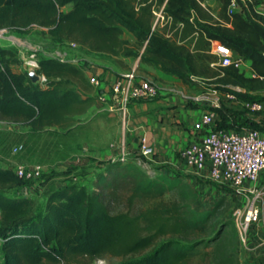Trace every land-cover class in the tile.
Instances as JSON below:
<instances>
[{"label": "trees", "instance_id": "trees-1", "mask_svg": "<svg viewBox=\"0 0 264 264\" xmlns=\"http://www.w3.org/2000/svg\"><path fill=\"white\" fill-rule=\"evenodd\" d=\"M205 1L0 0V29L44 27L57 44L138 58L190 89L230 93L237 109L228 114L214 107L220 116L215 126L240 130L237 119L255 124L248 115L260 110L246 104L264 92V15L256 11L261 0H215L213 8ZM163 3L170 19L153 27L152 7ZM124 30L133 43L122 37ZM212 43L247 61L250 70L219 65ZM18 61L11 49L0 47V120L27 126L15 134L20 148L14 155L30 164L71 160L84 142H92L96 118L108 113L97 109L77 63L39 58L36 73L46 78L39 84L28 71L11 69ZM59 175L54 169L43 174L46 201L38 211L33 198L3 193L22 179L0 166V264H92L106 258H120L119 264H241L237 225L218 212L223 196L196 209L201 195L185 175L150 174L135 151L126 161L102 163L91 185L58 187Z\"/></svg>", "mask_w": 264, "mask_h": 264}, {"label": "built area", "instance_id": "built-area-1", "mask_svg": "<svg viewBox=\"0 0 264 264\" xmlns=\"http://www.w3.org/2000/svg\"><path fill=\"white\" fill-rule=\"evenodd\" d=\"M164 3L152 7L153 27H161L170 18L163 11ZM7 31L0 29V38ZM169 35V34H167ZM72 48H77L75 42L68 43ZM210 52L219 57V65H233L241 69L243 60L234 57L232 52L223 45L212 43ZM59 59L66 60L64 56ZM28 65L36 71L38 60L29 59ZM213 65V64H212ZM39 75V82L45 81V76ZM88 82L95 92L97 109L106 111L109 115L118 116L122 125L126 124L128 107L133 102L157 99L166 92L152 78L140 75L135 69H129L114 76L108 81L101 74H91ZM227 97H233L227 93ZM251 110L260 109L257 102L246 104ZM216 102L214 107H218ZM214 110L203 113L194 123L193 128L202 131L201 137L183 146L179 156L185 164L196 170L207 168L209 178L219 184H227L232 188L241 190L244 200L243 210L237 220L240 229H246L249 224L257 222L264 210V183L259 184V174L264 170V137L254 128L245 130H227L225 128H214ZM20 146L13 147L15 153ZM111 150L110 160L126 161L132 154L128 148L125 136L109 143ZM155 147L145 136L139 138L137 149L138 162L146 167L147 158L154 153ZM68 161L57 162L52 165L16 163L12 170L22 180L42 179L44 173L55 169L56 166Z\"/></svg>", "mask_w": 264, "mask_h": 264}, {"label": "crops", "instance_id": "crops-1", "mask_svg": "<svg viewBox=\"0 0 264 264\" xmlns=\"http://www.w3.org/2000/svg\"><path fill=\"white\" fill-rule=\"evenodd\" d=\"M204 4L213 8L215 6V0H206ZM256 11L264 15V0H261L256 7ZM122 37L130 43L134 42L133 35L126 30L123 31ZM109 56L114 61L113 64L103 63L101 65L104 67H92L87 72L83 70L85 76L88 78L93 73L101 74L108 81H111L115 75L129 69H135L140 75L149 78L155 77L161 79V81L164 80L165 75H167L157 67L139 64L138 58H135L132 63H130L128 60L129 57L120 55ZM241 69L249 71V63L243 61V67ZM179 86L180 87L167 85L161 86L166 92H162L159 98L132 103L130 107L132 113L135 112V114L133 113L128 119L130 124L127 133L128 137L126 134H123L124 132L122 133V136H125L127 146L132 151L137 149V144L141 136H145L154 144V153L146 160V169L148 172H152L153 174L179 173L187 176V179L192 183L196 178H201L203 180L206 179L213 182L208 176V170L206 167L196 170L187 166L184 160L179 156V151L183 146L190 144L201 137L202 131L195 130L193 128V123L203 113L209 110H214V104L218 102L222 111L223 109H226L229 114V112L237 109L238 100L235 99L234 96L227 97V93H217L207 90L194 91L182 82ZM231 87L234 90H241L236 86ZM186 89L188 90V93ZM256 100H258L257 103L260 104V113L258 115H248L255 124L251 125L248 122H244V118H240V122H243L244 126L240 131L249 129L247 127L251 126L257 127L256 129L259 131V134L264 137V92L260 93ZM217 119H220V116L215 112L212 123L214 128L217 126L215 124V120ZM224 128L227 130H233L230 127ZM105 154V158L109 159L111 150L108 148ZM100 165L102 166V164ZM258 183H264V170L259 174ZM219 188L220 189L217 190L224 193L222 187L220 186ZM233 189L243 197L241 190L236 188ZM238 194H234V196L237 197ZM212 201L213 199L209 202L211 203ZM240 213L239 209L234 212V215H237L233 218L236 225ZM237 228L239 232V241L236 248L238 261L241 264H264V212H261L257 222L249 224L246 229H240L238 225Z\"/></svg>", "mask_w": 264, "mask_h": 264}, {"label": "rangeland", "instance_id": "rangeland-1", "mask_svg": "<svg viewBox=\"0 0 264 264\" xmlns=\"http://www.w3.org/2000/svg\"><path fill=\"white\" fill-rule=\"evenodd\" d=\"M0 47L11 49L18 58V63L11 65V69L14 72H25L31 70L32 68L28 65V61L31 58L35 60L44 57L59 58V56L62 55L66 60L77 63L85 72L92 67H104L101 65L103 63H114L109 55L92 53L78 47L72 48L68 45V43L57 44L50 39L48 29L39 26H31L26 29H7V31L3 34V37L0 38ZM134 59L135 58L133 57H129L128 60L132 63ZM152 79L160 86L167 85L180 87L179 84L181 83L177 78L171 75H165V79L162 81L161 79H157L155 77H152ZM88 88L90 89V85ZM187 89L186 91L188 93ZM91 90L92 92H95L93 87ZM258 112L260 113V111H256V113L253 112L249 114L258 115ZM133 113L135 114V112ZM133 113L131 107L129 106L126 114V124L124 126L118 116H98L93 123V126L99 124V128L96 129L92 142H84L71 160L56 166L54 169L58 174H60L56 179V185L58 187H63L72 183L91 185L93 175L101 167L100 164L110 160L105 158V153L109 148V143L113 140L119 139L123 132V134H126L127 136L128 129L130 128L128 119ZM236 124L241 127L240 129L244 127L243 122H240V119L236 120L235 125ZM247 128L256 129L257 127ZM26 130L27 126L16 125L0 120V166L12 169L16 163L21 162L17 158V155H14L12 147L15 144V134ZM23 163L30 164L27 161H23ZM149 173L153 174L152 172ZM43 179L44 178L22 180L19 185L11 189H6L3 193L7 196H27L33 198L38 204V211H43L46 201L42 192ZM192 184L201 195V200L195 205L196 209L201 210L206 206L212 207V202L210 203L209 201L212 199L213 201L218 200L223 196V201L218 208L221 218L224 220L233 219L237 216L234 215V212L237 209H239V212L243 210V197H241L238 192L229 185L219 184L206 179L203 180L201 178H196ZM220 186L222 187L224 193L217 190L220 189ZM234 194H238V196L235 197ZM120 261V258L96 259L92 262V264H119Z\"/></svg>", "mask_w": 264, "mask_h": 264}, {"label": "water", "instance_id": "water-1", "mask_svg": "<svg viewBox=\"0 0 264 264\" xmlns=\"http://www.w3.org/2000/svg\"><path fill=\"white\" fill-rule=\"evenodd\" d=\"M28 75L32 82L35 83L39 81V75L36 73L34 69L29 70Z\"/></svg>", "mask_w": 264, "mask_h": 264}]
</instances>
